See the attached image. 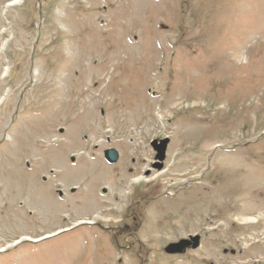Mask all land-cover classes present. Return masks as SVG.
<instances>
[{
  "label": "rangeland",
  "instance_id": "obj_1",
  "mask_svg": "<svg viewBox=\"0 0 264 264\" xmlns=\"http://www.w3.org/2000/svg\"><path fill=\"white\" fill-rule=\"evenodd\" d=\"M135 190L168 264H264V0H0V264H138L81 225Z\"/></svg>",
  "mask_w": 264,
  "mask_h": 264
},
{
  "label": "flooded vegetation",
  "instance_id": "obj_2",
  "mask_svg": "<svg viewBox=\"0 0 264 264\" xmlns=\"http://www.w3.org/2000/svg\"><path fill=\"white\" fill-rule=\"evenodd\" d=\"M141 190H135L130 195L129 205L123 211L122 218L118 223L114 225H102L101 223L92 222L91 228L101 232L104 237L106 236V249L114 250L120 254H132L138 264H148L147 259L152 256L155 260L154 264H168L171 260L186 257V254L197 250H185L183 254L169 255L164 252V248L171 243L178 242L185 238H172V240L159 242L152 235L159 233L162 226L165 223L167 212L166 207H162L165 203L163 200L157 199L155 196H147ZM157 209L151 212L146 211L153 206ZM155 215V216H154ZM171 214H169L170 216ZM162 219L161 222L156 223L155 219ZM171 218L175 219L176 216L171 215ZM153 231L151 234L150 232ZM151 234V238L147 237ZM155 234V235H156ZM145 238V240L140 238ZM159 242L155 243L154 242ZM161 243V244H160ZM111 246V247H110ZM113 247V248H112ZM112 248V249H111ZM134 250V251H133ZM131 255V256H132ZM162 260V261H161Z\"/></svg>",
  "mask_w": 264,
  "mask_h": 264
},
{
  "label": "water",
  "instance_id": "obj_3",
  "mask_svg": "<svg viewBox=\"0 0 264 264\" xmlns=\"http://www.w3.org/2000/svg\"><path fill=\"white\" fill-rule=\"evenodd\" d=\"M167 145V140L164 139L161 142H152L151 147L157 152L156 159L158 161L163 160L164 153ZM103 158L104 160L112 165L115 164L119 159V154L115 149H107L103 152ZM73 161V159H72ZM44 180V179H43ZM73 191V190H72ZM106 191L103 189L102 193H105ZM61 194V193H59ZM200 237L199 236H189L185 240H181L177 243L169 244L165 249L164 252L167 254H180L184 253L187 249H196L199 246ZM227 251L224 250L223 254H226ZM230 254H234V251H230Z\"/></svg>",
  "mask_w": 264,
  "mask_h": 264
},
{
  "label": "bare ground",
  "instance_id": "obj_4",
  "mask_svg": "<svg viewBox=\"0 0 264 264\" xmlns=\"http://www.w3.org/2000/svg\"><path fill=\"white\" fill-rule=\"evenodd\" d=\"M46 237H47V236H46ZM46 237H45V238H46ZM39 240H40V239H39ZM39 240L37 239L36 241H39Z\"/></svg>",
  "mask_w": 264,
  "mask_h": 264
}]
</instances>
